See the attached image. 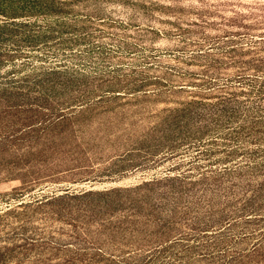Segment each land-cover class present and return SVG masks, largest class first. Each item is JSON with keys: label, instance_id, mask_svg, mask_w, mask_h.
Listing matches in <instances>:
<instances>
[{"label": "rangeland", "instance_id": "1", "mask_svg": "<svg viewBox=\"0 0 264 264\" xmlns=\"http://www.w3.org/2000/svg\"><path fill=\"white\" fill-rule=\"evenodd\" d=\"M259 3L1 0L0 264H264V100L189 45Z\"/></svg>", "mask_w": 264, "mask_h": 264}, {"label": "trees", "instance_id": "2", "mask_svg": "<svg viewBox=\"0 0 264 264\" xmlns=\"http://www.w3.org/2000/svg\"><path fill=\"white\" fill-rule=\"evenodd\" d=\"M179 14H181L179 11L174 14L177 19L180 18ZM168 22L175 25L174 29L176 31L181 32L179 33L181 35L180 37H185V34L188 32L187 29L181 28L182 25H179L178 22ZM200 25L201 30L198 33L203 36H199L197 39H192L191 42H189V45L195 46L202 51L200 53H203L205 52L202 48L204 46H208V48L211 49L210 51L216 52L223 50V45L234 42L232 47L225 48L220 54L222 57H230L232 59L230 64L239 69V71H237L238 73L233 75V79L230 76L220 77L221 75H219V73L213 71L212 74L207 76L209 78L208 84L214 87L217 85L216 82L220 80L225 81L223 87L227 86L225 84L239 83V86L248 90V97L264 100V3H259L258 6L252 8L246 13L235 10L232 17H223V20L219 23V27L222 26V32L224 34L218 38L213 39L205 35L204 30L208 26H212V23L202 19ZM48 37H50V35H48L47 38ZM246 39H248V41H245ZM211 40H213V42H210ZM239 46L241 49L246 50L245 53L251 55L249 60L236 59L241 58L240 55L235 54ZM61 65L65 64L61 63ZM140 86H144V84L138 85L137 87H131V90H139ZM23 90L26 91L18 93L17 96L24 100H34L32 102L37 105H40V103H38L39 100L47 101L55 98L60 99V97L67 92H69V95L64 101H62V104H66V107L83 105L87 102L86 100H90L91 98L88 97L89 95L86 93V90L81 91L80 88L73 90L72 86H67L66 84H63V86H59L58 84L51 86L34 85L28 86ZM75 91H77V93H75ZM63 117H65L64 114Z\"/></svg>", "mask_w": 264, "mask_h": 264}]
</instances>
